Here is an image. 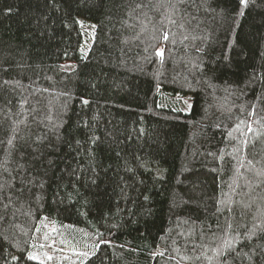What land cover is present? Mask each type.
I'll return each mask as SVG.
<instances>
[{"label":"trees","instance_id":"trees-1","mask_svg":"<svg viewBox=\"0 0 264 264\" xmlns=\"http://www.w3.org/2000/svg\"><path fill=\"white\" fill-rule=\"evenodd\" d=\"M46 226L56 264H264V0H0V264Z\"/></svg>","mask_w":264,"mask_h":264},{"label":"rangeland","instance_id":"rangeland-1","mask_svg":"<svg viewBox=\"0 0 264 264\" xmlns=\"http://www.w3.org/2000/svg\"><path fill=\"white\" fill-rule=\"evenodd\" d=\"M86 32L85 49L90 45L94 28L90 23H82ZM159 94L162 92L158 91ZM161 101L171 104L174 108L188 112L191 107V100L188 95L176 94L168 95L161 93ZM44 232L39 236L37 241V254L42 263L56 264L58 262L69 263L77 259L79 255L85 253L80 244L71 240V237L55 232L51 226H46ZM77 244V245H76Z\"/></svg>","mask_w":264,"mask_h":264},{"label":"snow or ice","instance_id":"snow-or-ice-1","mask_svg":"<svg viewBox=\"0 0 264 264\" xmlns=\"http://www.w3.org/2000/svg\"><path fill=\"white\" fill-rule=\"evenodd\" d=\"M241 3H242V4L245 3V0H241Z\"/></svg>","mask_w":264,"mask_h":264}]
</instances>
